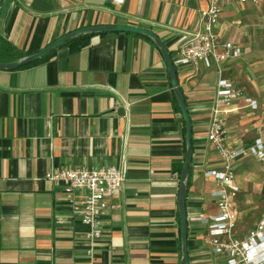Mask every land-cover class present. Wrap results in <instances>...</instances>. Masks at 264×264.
I'll return each mask as SVG.
<instances>
[{
	"label": "crops",
	"instance_id": "obj_1",
	"mask_svg": "<svg viewBox=\"0 0 264 264\" xmlns=\"http://www.w3.org/2000/svg\"><path fill=\"white\" fill-rule=\"evenodd\" d=\"M206 9L207 0H3L0 34L28 56L81 28L135 27L154 33L173 60ZM216 36L243 52L222 77L258 105L235 101L224 116L226 144L264 140V3L224 0ZM175 69L192 129L187 264H224L204 240L205 226L191 220L215 212V183L204 173L221 169L207 136L218 74ZM174 99L157 47L129 32L93 34L79 51L60 46L44 61L0 71V264H179L180 174L173 169H182L185 144ZM249 160L233 164L235 185ZM103 166L121 170L124 181L91 243L81 215L45 174ZM237 224L245 234L239 210Z\"/></svg>",
	"mask_w": 264,
	"mask_h": 264
},
{
	"label": "built area",
	"instance_id": "obj_2",
	"mask_svg": "<svg viewBox=\"0 0 264 264\" xmlns=\"http://www.w3.org/2000/svg\"><path fill=\"white\" fill-rule=\"evenodd\" d=\"M223 1L207 0V9L202 13L198 31L178 47L172 60L175 67H202L214 69L218 74L207 136L220 160L221 169L204 173L206 178L215 183L210 192L215 212L209 217L201 215L191 220L205 226L203 238L213 254L223 255L224 264H264V217L245 234L241 235L238 231L235 198L239 188L233 182V164L242 156H250L264 163V140L258 138L238 148L226 144L224 116L235 110V101L242 100L252 110H256L258 105L231 81L222 77L224 65L238 59L243 53L240 47L221 42L216 36ZM246 1L256 7L264 3V0ZM45 179L62 188L69 207L81 215L82 223L89 228L87 238L93 243L102 233L101 215L107 208V201L124 181L123 172L114 166L72 167L56 173L47 172Z\"/></svg>",
	"mask_w": 264,
	"mask_h": 264
},
{
	"label": "water",
	"instance_id": "obj_3",
	"mask_svg": "<svg viewBox=\"0 0 264 264\" xmlns=\"http://www.w3.org/2000/svg\"><path fill=\"white\" fill-rule=\"evenodd\" d=\"M2 1L0 0V7L2 5ZM110 32H129L134 34H139L147 37L159 50L161 53L164 62L167 67L168 76L170 85L177 102L181 118L184 124V144H185V154L183 165L181 169V173L179 176L178 183V198H177V207H178V218H179V234H180V261L179 264H187L188 262V251H187V214L185 208V200H186V187L187 180L189 174V167L192 158V129H191V121L189 115L187 113L185 99L182 95V92L179 88L177 81V72L175 66L173 65L171 56L167 51L163 42L151 31L146 29H140L135 27H127V26H93V27H85L75 31H71L57 40L51 42L46 47L41 49L39 52L22 57L18 60L8 62V63H0V71H12L18 69L22 66H26L32 63L37 62L44 56H46L52 50L60 47L65 42L75 37L84 34H100V33H110Z\"/></svg>",
	"mask_w": 264,
	"mask_h": 264
},
{
	"label": "rangeland",
	"instance_id": "obj_4",
	"mask_svg": "<svg viewBox=\"0 0 264 264\" xmlns=\"http://www.w3.org/2000/svg\"><path fill=\"white\" fill-rule=\"evenodd\" d=\"M238 174L237 184L240 192L237 199L240 222L244 231L251 230L264 217V163L249 160Z\"/></svg>",
	"mask_w": 264,
	"mask_h": 264
},
{
	"label": "trees",
	"instance_id": "obj_5",
	"mask_svg": "<svg viewBox=\"0 0 264 264\" xmlns=\"http://www.w3.org/2000/svg\"><path fill=\"white\" fill-rule=\"evenodd\" d=\"M92 35L93 34L80 35L78 37H75L73 39L68 40L67 42H65L61 46L68 47L71 52L79 51L80 49L84 48L85 46H87L89 44V40H90V37ZM145 38H147V37H145ZM53 52H54V50L49 52L46 56H44L43 58H41L37 62L44 61L45 59L50 57L53 54ZM25 56L26 55L19 53L15 49V47L8 40L3 38L2 35L0 34V63L12 62V61L18 60L22 57H25ZM174 106H175V110L180 112L175 99H174ZM173 170H174V172L180 174L181 165L174 167ZM187 182H188V180H187Z\"/></svg>",
	"mask_w": 264,
	"mask_h": 264
}]
</instances>
